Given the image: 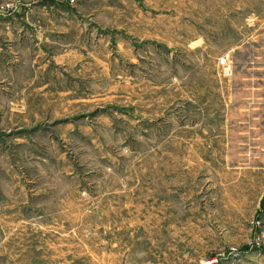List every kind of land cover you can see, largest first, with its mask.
Instances as JSON below:
<instances>
[{
	"label": "rangeland",
	"instance_id": "obj_1",
	"mask_svg": "<svg viewBox=\"0 0 264 264\" xmlns=\"http://www.w3.org/2000/svg\"><path fill=\"white\" fill-rule=\"evenodd\" d=\"M0 264H264V0H0Z\"/></svg>",
	"mask_w": 264,
	"mask_h": 264
},
{
	"label": "crops",
	"instance_id": "obj_2",
	"mask_svg": "<svg viewBox=\"0 0 264 264\" xmlns=\"http://www.w3.org/2000/svg\"><path fill=\"white\" fill-rule=\"evenodd\" d=\"M59 33H63V31H60ZM82 33H80V35H79V39H82V35H81ZM46 41V40H45ZM26 45H27V43H26ZM78 46V48H80L79 47V45H77ZM50 47V46H49ZM48 47V48H49ZM77 51H79V49H77ZM56 52H57V50H56ZM55 52V53H56ZM26 56H28L27 54H26ZM53 58H55V60L58 62V63H61L62 65H65L66 67L68 66L69 67V69L68 68H64L63 70L65 71V72H67L68 74L69 73H71L72 72V70H74L75 69V67L76 66H74V64H73V52H72V49L70 48L69 50H66V51H61V50H59V53L57 54H54V56H53ZM95 58H99V57H97V56H95ZM78 60H81V61H85V60H83V57H81V58H78ZM101 66V65H100ZM86 65H82V64H80V67H78L77 68V73L79 74V75H83L84 73L83 72H85L86 71ZM78 75V76H79ZM59 83H61V81L59 82ZM59 85H62V84H57V83H55L54 82V85L53 86H56V87H58Z\"/></svg>",
	"mask_w": 264,
	"mask_h": 264
}]
</instances>
